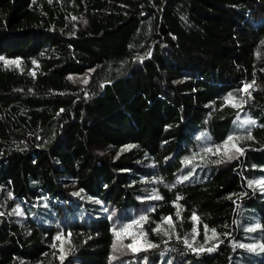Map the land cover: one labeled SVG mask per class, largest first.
<instances>
[{
	"label": "trees",
	"instance_id": "obj_1",
	"mask_svg": "<svg viewBox=\"0 0 264 264\" xmlns=\"http://www.w3.org/2000/svg\"><path fill=\"white\" fill-rule=\"evenodd\" d=\"M0 57V264H264V0H0Z\"/></svg>",
	"mask_w": 264,
	"mask_h": 264
},
{
	"label": "snow or ice",
	"instance_id": "obj_2",
	"mask_svg": "<svg viewBox=\"0 0 264 264\" xmlns=\"http://www.w3.org/2000/svg\"><path fill=\"white\" fill-rule=\"evenodd\" d=\"M0 60H3L6 65H8V64L19 65V63H20V61H18V60H5L4 57H0ZM251 87H252V84H246V85H244L242 91L247 92V90ZM234 100H235V98L232 96L227 97V102L232 103L233 107H238L239 105L237 103H233ZM243 123L247 125V124H254L255 122L251 121V120H245V121H243ZM235 139H238V137L231 136V135L228 136L226 141L222 145H219L216 147V152L219 153L221 148H223L224 149L223 155L226 156L229 160L235 158L233 155H230V152L233 149L235 150V152H238L242 155L243 149H240L235 144L231 143ZM204 151L211 153V152H213V148L207 147L204 149ZM193 159H194V157H193ZM189 162H190V160L185 161V163H189ZM219 162L220 161H217V163H219ZM186 178L187 177H185V179ZM252 183H257L261 186H264V180L256 181V182H250V186ZM152 198L153 199H162V197H160L158 195H154ZM0 215H3V213H0ZM177 216H179V212H177ZM147 219H148L147 215L140 216L138 219L133 220L131 223L123 225L119 230L113 229V233H114V236L117 238V241H119L120 238L122 236H125V235L131 237V243H128L126 245L120 244L118 246L117 243H114L113 244V251L114 252L115 251H121L123 248H127V249H130L132 252H139L141 250L146 251L148 249L158 247V245L153 244L152 242L143 239L147 236L146 232H143V231L133 232L132 231L134 226H140L142 228L143 222L147 221ZM191 219L194 222H198V220H199V218L196 216L195 213H193ZM164 223H167L169 225V227L172 229H174V227H175L174 224L172 223L171 217L164 218ZM261 227H262L261 225L257 224L254 227H248L246 229V231L254 232ZM153 231L160 232V231H162V229L160 227H157V228L153 229ZM209 231H211V233H212L211 236L208 235ZM168 234H169L168 231L165 230L164 235L167 236ZM196 234H198V232L196 229H194L192 235H196ZM70 235L71 234H69V236ZM204 235H205L206 241L217 237L216 230L215 229L209 230L207 225L204 226ZM61 238L62 237L58 235L55 239L59 241V240H61ZM178 239H179V237H178ZM220 242L222 243L223 241H220ZM183 243H185L189 248H192V243L187 238H185L183 240ZM238 246L241 248H247L250 251H256L257 248H259L260 251H264V244H259V245H257V244H239ZM53 247H55V245H53ZM216 247H218V244L214 245L213 248L207 249V251L211 252V251L215 250ZM204 250H205V248H204L203 244H201L199 248L193 249V251H197V252L204 251Z\"/></svg>",
	"mask_w": 264,
	"mask_h": 264
},
{
	"label": "rangeland",
	"instance_id": "obj_3",
	"mask_svg": "<svg viewBox=\"0 0 264 264\" xmlns=\"http://www.w3.org/2000/svg\"><path fill=\"white\" fill-rule=\"evenodd\" d=\"M243 118V119H242ZM246 120H251V121H254L253 119H251V117L247 114V115H244V116H240L234 123V126L239 122V124L241 125V127L243 128L241 131V133H234V130L233 132L231 133V136H235V137H238V139H235L233 140L231 143L235 144L236 146H238V143L243 141V140H249L250 137H249V131L251 132L252 129L254 127H256V122L254 124H244L243 121Z\"/></svg>",
	"mask_w": 264,
	"mask_h": 264
}]
</instances>
